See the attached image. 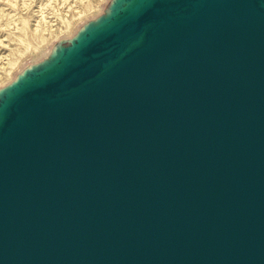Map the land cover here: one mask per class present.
<instances>
[{
  "label": "water",
  "instance_id": "95a60500",
  "mask_svg": "<svg viewBox=\"0 0 264 264\" xmlns=\"http://www.w3.org/2000/svg\"><path fill=\"white\" fill-rule=\"evenodd\" d=\"M0 116V264H264V0H141Z\"/></svg>",
  "mask_w": 264,
  "mask_h": 264
},
{
  "label": "rangeland",
  "instance_id": "374dc122",
  "mask_svg": "<svg viewBox=\"0 0 264 264\" xmlns=\"http://www.w3.org/2000/svg\"><path fill=\"white\" fill-rule=\"evenodd\" d=\"M85 1L87 0H70L64 3L62 0H0V91L15 83L24 70L29 72L36 64L49 59L54 49L58 52L70 47L81 29L111 11L120 0H104L96 5L94 12H89L78 19L73 30L66 31L60 38L53 40L46 49L39 43L32 42L28 36L30 32H26L29 27L34 29L38 26L41 31L52 30L59 18L63 19L73 10H80L82 2ZM21 19L27 20L29 26L16 25ZM22 38L25 39L26 45H31L28 46L30 52L28 57L17 59V47L19 42H23L20 41ZM16 60L19 61L16 63L17 67L13 69L11 65Z\"/></svg>",
  "mask_w": 264,
  "mask_h": 264
},
{
  "label": "bare ground",
  "instance_id": "6f19581e",
  "mask_svg": "<svg viewBox=\"0 0 264 264\" xmlns=\"http://www.w3.org/2000/svg\"><path fill=\"white\" fill-rule=\"evenodd\" d=\"M62 1L64 3L70 2V0H62ZM103 1L104 0H91V1L87 0L84 3L82 2V5H81L82 8L80 10H73L68 15L63 17V19L59 18L56 27L52 30L50 29L49 31H46V30L41 31L39 30L38 26H36L34 29H32V27H29L28 30H26V32L27 31L30 32L28 36L31 37L32 42L39 43L40 45H42V48L46 49L53 40L60 38V36L66 33V31L73 30L78 19L82 18L84 15H86L89 12H92V11L94 12L96 10L95 8L96 5L101 4ZM140 2L141 0H120L118 3H116L113 6L111 11L106 12V14L103 15L101 18L89 23L88 26H85L83 29L80 30V32L76 36L77 39L74 40V42H76L75 46L77 44L83 43L91 34L101 29L102 27L108 25L109 23H111L112 21L120 17L123 13L138 6ZM24 24L25 25L27 24L29 26V22L25 19H21L20 21H18L16 25H24ZM20 41H23L24 43L19 42L18 44V47H17L18 48L17 49L18 58L17 59H24L25 57L29 56V52H30L29 47L31 45L29 44L26 45L25 39L23 38ZM70 51H71V48H66L58 52L54 49L49 59H46L44 62H41L39 64H36L35 66L32 67V69L29 72L24 70V72L21 74V76L15 83L11 84L5 89H2L0 91V116H1V110L4 104L8 101V99L12 97V95L20 87H22L23 85L31 81L37 80L43 77L44 75L57 69L67 60L70 54ZM18 61L19 60H16L15 63L11 65L13 69L17 67ZM8 68L9 67H6V69ZM3 74H5V72Z\"/></svg>",
  "mask_w": 264,
  "mask_h": 264
}]
</instances>
